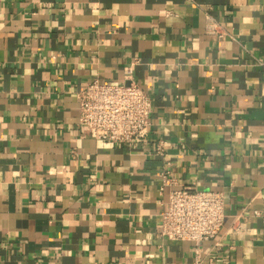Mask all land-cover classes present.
I'll return each mask as SVG.
<instances>
[{
    "label": "crops",
    "instance_id": "crops-1",
    "mask_svg": "<svg viewBox=\"0 0 264 264\" xmlns=\"http://www.w3.org/2000/svg\"><path fill=\"white\" fill-rule=\"evenodd\" d=\"M94 79L150 93L146 139L86 132ZM164 169L224 192L216 237L162 236ZM197 258L264 264V0H0V264Z\"/></svg>",
    "mask_w": 264,
    "mask_h": 264
},
{
    "label": "built area",
    "instance_id": "built-area-1",
    "mask_svg": "<svg viewBox=\"0 0 264 264\" xmlns=\"http://www.w3.org/2000/svg\"><path fill=\"white\" fill-rule=\"evenodd\" d=\"M78 98L80 125L90 136L117 143H134L149 136L153 99L138 82L94 79L79 91ZM156 151L164 154L163 140L158 142ZM161 176L163 184L171 186L169 199L160 213L162 236L198 245L216 237L227 216L224 192L196 185L172 187L177 180L170 169H164Z\"/></svg>",
    "mask_w": 264,
    "mask_h": 264
}]
</instances>
